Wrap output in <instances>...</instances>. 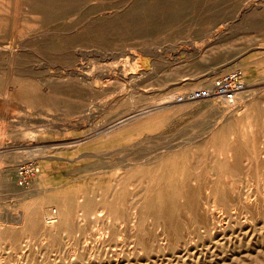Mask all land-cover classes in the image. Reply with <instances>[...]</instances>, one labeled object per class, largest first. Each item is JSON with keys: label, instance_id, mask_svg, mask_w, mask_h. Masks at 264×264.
<instances>
[{"label": "rangeland", "instance_id": "obj_1", "mask_svg": "<svg viewBox=\"0 0 264 264\" xmlns=\"http://www.w3.org/2000/svg\"><path fill=\"white\" fill-rule=\"evenodd\" d=\"M234 4L222 22L214 3L187 8L181 24L187 32L132 34L110 43L103 55L89 52L84 63L96 75L97 89L88 99L58 94L28 103L21 95L13 101L0 97V264H264V117L256 134H238L248 146L239 171L214 162L228 147L209 133L221 117L227 119L219 127L244 117L257 102L264 112V34L216 38L233 23ZM215 20L211 28L207 22ZM226 40L233 44L223 47ZM142 43L154 47L157 57L146 56ZM131 52L140 60H131ZM207 52L212 57L200 60ZM234 70L243 71L249 86L234 117L220 113L211 99L179 101L190 105L150 139L106 137L116 122L158 104L169 91L179 100L199 89L191 86L200 74L214 80ZM182 146L193 153L182 156ZM169 148L180 155L168 178L188 185L195 203L179 195L166 224L151 210L161 170L130 174L120 166L139 157L156 160ZM30 163L38 174L22 186L18 168Z\"/></svg>", "mask_w": 264, "mask_h": 264}, {"label": "bare ground", "instance_id": "obj_2", "mask_svg": "<svg viewBox=\"0 0 264 264\" xmlns=\"http://www.w3.org/2000/svg\"><path fill=\"white\" fill-rule=\"evenodd\" d=\"M232 1L235 2L233 5L236 8L235 19L232 24L226 25L225 30L219 32L216 38H224L236 32L264 34V0H0V97H4L7 101H13L17 95H21L28 100V103H33V99L37 97L52 98L57 97L58 94L88 99L90 94L95 93L97 89L94 85L96 75H92L87 64L84 63L89 52L103 55L107 52L110 43L121 41L125 39V36H132V34L169 33L176 29L183 31L181 24L184 21L182 18L186 15L187 8L198 11V8H207L214 3L220 10V12L218 11L220 17L216 20L222 22L223 15L225 16V13L228 12L227 6L231 5ZM216 20L212 23L207 22V24L213 28V23ZM194 27L192 28L194 29ZM185 31L186 29L183 32ZM183 37L181 38L183 39ZM203 38L204 36H201L197 40ZM220 42L222 46L233 44L228 40ZM138 44L140 45V43ZM129 47L131 46L129 45ZM141 47L146 56L157 57L154 47L146 48L143 43ZM211 55L213 52L203 53L199 59L208 60L212 57ZM130 56L134 61H139L141 57L134 52H131ZM224 56L228 55L224 54ZM246 65L248 66V63ZM40 74L45 76L42 84H40L41 78L38 79ZM212 77L213 74H200L199 81L196 84L193 83L191 88L200 89L210 86ZM52 82L61 84L55 86ZM248 87L246 85V89L241 93L242 95L240 94L244 99L247 97L245 92L249 91ZM176 98L177 92L169 91L165 96L159 97L158 104L136 111L126 119L116 122L110 130L107 129L106 137L123 136L125 140H133L136 136L144 134L145 139H150L156 131L167 125L176 113L190 105L189 103L177 104L179 101H184L185 97H180L179 100ZM211 100L214 106L218 107L220 113L229 115L230 118L234 117L243 105L239 103L231 105L219 101L217 98ZM246 104L248 103L244 101V105ZM251 107L248 108L244 117L230 119L231 122L226 121L219 127L220 120L227 119L221 117L219 121H215L211 128L209 133L214 132L211 140L228 147L224 152V157L214 161L217 162L220 169H226L232 165L233 171H239L242 167V157L248 153L246 150L248 146L238 138L240 137L238 134H245L247 131L251 135L256 134L264 117V112L258 102ZM21 109L23 110L25 107L23 106ZM233 120L239 125L241 124V128L239 125V128L234 125L235 121L233 122ZM128 121V124L121 125ZM101 132L98 131L97 134L99 135ZM233 135L236 136V139H232ZM192 149L188 148L186 151V147H184L181 152L182 156L193 153ZM32 153L29 156L33 155ZM179 155V151L175 152L174 149L169 148L161 153V157L157 155L156 160L139 157L129 160L128 165L120 166L122 169L128 167L129 172L136 170V173L154 169L161 170L160 176L157 178L159 181L154 186L157 195L151 201V210L157 220H162L166 224L175 214L177 207L175 199L179 195L188 204L195 203V193L188 185L179 186L171 177L168 178L167 174L174 170L175 159ZM229 158L234 160L230 161ZM148 164H152L153 167L143 168V165ZM10 182L11 180H9ZM57 212L56 209L54 213L57 214ZM56 217L57 215L53 214L48 219L53 223Z\"/></svg>", "mask_w": 264, "mask_h": 264}, {"label": "built area", "instance_id": "obj_3", "mask_svg": "<svg viewBox=\"0 0 264 264\" xmlns=\"http://www.w3.org/2000/svg\"><path fill=\"white\" fill-rule=\"evenodd\" d=\"M246 89L245 75L242 70H234L215 78L210 86L186 94L184 101L210 100L219 98L234 105L239 95ZM38 174L34 164H24L18 168V181L26 186Z\"/></svg>", "mask_w": 264, "mask_h": 264}]
</instances>
